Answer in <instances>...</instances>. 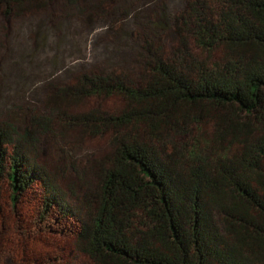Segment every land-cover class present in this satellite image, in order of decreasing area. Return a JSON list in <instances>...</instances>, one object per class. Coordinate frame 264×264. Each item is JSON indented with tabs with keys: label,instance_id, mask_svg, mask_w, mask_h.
<instances>
[{
	"label": "trees",
	"instance_id": "1",
	"mask_svg": "<svg viewBox=\"0 0 264 264\" xmlns=\"http://www.w3.org/2000/svg\"><path fill=\"white\" fill-rule=\"evenodd\" d=\"M55 3L103 11L94 0H0L1 20L10 25ZM170 5L146 14V24L129 7L141 74L101 63L78 72L73 92L59 98L121 103L76 116L108 146L66 161L71 184L33 153L28 128L16 140L0 132V201L19 233L74 239L77 255L48 253L34 264H84L78 255L89 264H264V0ZM181 8L191 11L184 33L192 48L163 56L164 39L182 38L173 25ZM117 19L106 18L109 29ZM42 132L54 140L62 133L51 123Z\"/></svg>",
	"mask_w": 264,
	"mask_h": 264
},
{
	"label": "rangeland",
	"instance_id": "2",
	"mask_svg": "<svg viewBox=\"0 0 264 264\" xmlns=\"http://www.w3.org/2000/svg\"><path fill=\"white\" fill-rule=\"evenodd\" d=\"M94 1L103 8L102 14L97 17L94 8L86 7L78 12V7H68L62 3H55L41 13L28 14L10 25L2 22L0 13V132H9L16 140L28 128L31 140H36L33 153L48 164L51 173L58 174L59 169L64 171L65 176L58 177L62 184L74 181L73 176L66 173V161L95 158L104 153L108 146L106 139L90 137L85 132L88 128L84 121L76 116L97 107L117 110L121 103L115 96L81 97L69 102L59 98L63 92H73L74 76L78 72L101 63L118 65L121 62L130 77L141 74V65L134 64L139 50L137 41L129 38L130 29L135 27L131 16L134 9L129 7L139 8L138 21L146 24V14H156L158 9L160 15L165 2ZM193 1L188 0L191 7ZM177 2L166 0L167 8L172 10L170 3ZM92 3L89 1L86 4L90 6ZM184 10L176 11L173 18V25L181 31L182 38L164 39L157 50L163 56L172 57L182 45L187 49L192 48L191 37L184 33V28L190 23L191 11L188 8ZM112 15L118 19L114 21V28L109 29L106 18ZM156 49L155 45L153 51L156 52ZM50 123L55 133L62 132L61 138L55 137L54 140L52 135L48 137L42 132L44 124ZM30 138L26 137V141L30 142ZM45 147L46 150L43 149ZM3 198L9 199L6 193H3ZM7 203L0 201V264H34V258L38 260L48 253L59 259L77 255L71 235L58 230L54 236L46 234V237L33 228L28 235L19 233ZM18 211L30 215L27 209L18 208ZM78 259L89 264L80 255Z\"/></svg>",
	"mask_w": 264,
	"mask_h": 264
}]
</instances>
